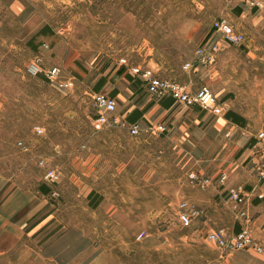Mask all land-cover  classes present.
Instances as JSON below:
<instances>
[{"label": "rangeland", "instance_id": "1", "mask_svg": "<svg viewBox=\"0 0 264 264\" xmlns=\"http://www.w3.org/2000/svg\"><path fill=\"white\" fill-rule=\"evenodd\" d=\"M242 3L0 0V173L29 174L32 192L43 184L50 188L46 206L32 215L21 240L0 254V264H56L40 250L73 227L90 238L86 264L212 260L218 248L205 237L209 226L182 227L177 220L192 166L182 157L187 144L178 140L180 132L168 136L167 124L162 134L142 131L132 136L121 127L97 130L92 95L113 96L111 92L127 85L131 75L118 64L121 57L180 81L186 75L182 64L198 62L195 49L211 34L213 22L222 18L245 40L220 42L215 61L205 64L210 72L199 85L210 86L227 111L258 126L264 120V7L252 20L250 12L235 14ZM36 57L48 68L60 67L62 78H71L73 86L66 89L28 75L25 66ZM100 78L104 81L96 90ZM133 84L142 91L138 99L151 103L153 96L143 91L141 82ZM121 93L115 98L118 115ZM35 126L43 132L37 133ZM253 132L264 144L257 138L259 131ZM86 156L89 162L84 164L80 159ZM49 168L59 174L57 182L44 178ZM78 259L82 264V257Z\"/></svg>", "mask_w": 264, "mask_h": 264}, {"label": "crops", "instance_id": "2", "mask_svg": "<svg viewBox=\"0 0 264 264\" xmlns=\"http://www.w3.org/2000/svg\"><path fill=\"white\" fill-rule=\"evenodd\" d=\"M245 12L251 13L252 20L260 15L259 9H251L244 3L237 4L235 14L241 16ZM262 16L264 17V8ZM209 72L205 64L193 62V69L186 72L180 81H190L195 89ZM117 91L111 94L117 98L123 92L119 114L122 118L130 123H137L141 128L151 122L152 118L154 123L169 125L168 136L180 132L177 134L178 140L187 144L182 157H186L187 162L192 164L188 172L194 171L200 176L212 179V184L206 189H199L189 181L186 184L184 199L196 210L191 227L202 230L209 226L204 234L216 229H224L228 233L237 232L239 223L235 216L238 210H243L253 237L264 247V181L260 184L256 177L258 147L261 143L254 139L256 134L253 132L264 130V120L258 126H251L246 122L240 125L225 115L213 116L198 108H182L169 96H153L143 88V91L153 96L152 102L148 103L138 99L142 91L138 92L131 79ZM234 113L244 118L237 112ZM227 131L230 132L229 137L225 136ZM89 157H82L80 161L87 164ZM221 174L225 175L224 180H219ZM230 188L243 190V204L236 207L227 199L226 191ZM259 194L262 195L261 198L258 197ZM46 195L41 190L32 192L29 174L21 176L0 173V254L11 250L21 240L25 225L32 215L46 206ZM49 216L46 215L40 222ZM89 247L90 238L81 228L73 227L48 241L40 254L56 264H73L80 257L84 260L81 261L82 264H86L90 261L86 260ZM76 264H80L79 261ZM207 264H264V254L253 248L229 251L218 249Z\"/></svg>", "mask_w": 264, "mask_h": 264}, {"label": "built area", "instance_id": "3", "mask_svg": "<svg viewBox=\"0 0 264 264\" xmlns=\"http://www.w3.org/2000/svg\"><path fill=\"white\" fill-rule=\"evenodd\" d=\"M251 9H261L264 7V0H243ZM245 40L244 35L226 19H218L213 22V31L206 40L195 49V57L198 62L203 64H212L220 50V42L228 45L242 44ZM118 64L125 68L126 72L133 79L139 80L146 92L153 96H169L174 103L180 106H196L199 109L210 112L213 116H224L227 111L226 104L219 101L214 95L212 89L207 84H201L193 89L190 81L180 82L172 78L160 76L152 68H143L135 64H130L126 57L118 59ZM182 69L186 72L193 69V62L186 61L182 64ZM25 71L30 76H41L50 82H56L59 87L71 88L73 80L71 78H62L61 69L58 66L46 67L41 58L36 57L29 61L25 66ZM93 107L96 110V116L93 119L95 129L108 127H121L127 129L130 135L135 136L144 131L151 134H162L166 131L164 123L148 122L143 128L137 123H130L116 113L117 101L114 97L95 92L92 95ZM37 133H42L40 126H35ZM229 137L230 132H225ZM257 138L264 142V131L257 134ZM18 145L22 146L19 141ZM259 160L256 165V177L264 181V144L258 147ZM44 178L51 182H57L59 174L52 168L46 170ZM190 184L199 189H206L212 184V179L208 176H200L194 171L187 174ZM225 175L221 174L219 180H224ZM55 195V191L52 192ZM227 199L232 201L237 207L245 202V196L241 188H230L226 191ZM259 198L262 195H258ZM196 216V210L192 204L182 199L177 207V220L182 227H191L192 221ZM237 218L239 230L228 233L224 229L211 230L206 233L205 237L212 242L219 250L229 251L232 249L253 248L259 253L264 254V247L253 237L249 226L246 212L238 210Z\"/></svg>", "mask_w": 264, "mask_h": 264}, {"label": "trees", "instance_id": "4", "mask_svg": "<svg viewBox=\"0 0 264 264\" xmlns=\"http://www.w3.org/2000/svg\"><path fill=\"white\" fill-rule=\"evenodd\" d=\"M41 31H44V30H41ZM121 72H122V70L120 69V70H118L117 73H121ZM127 77H128V79H131L132 81L136 80V79L133 80V78H131V76H127ZM103 81H104L103 78H100L98 80V83L96 84V87H95L96 90L99 89V87ZM225 117L230 119L232 122L240 124V125H244V123H245L244 118H242L241 116H238L236 113H234L232 111H227L225 114ZM40 190L43 193H48L50 191V188L48 186H46L45 184H43V185H40ZM92 207H94V204H92Z\"/></svg>", "mask_w": 264, "mask_h": 264}]
</instances>
